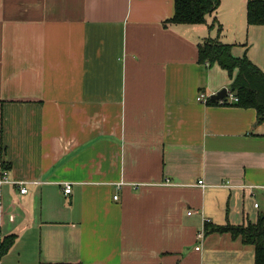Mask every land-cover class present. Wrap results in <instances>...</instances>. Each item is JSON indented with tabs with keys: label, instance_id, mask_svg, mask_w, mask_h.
Returning a JSON list of instances; mask_svg holds the SVG:
<instances>
[{
	"label": "crops",
	"instance_id": "0c3cea01",
	"mask_svg": "<svg viewBox=\"0 0 264 264\" xmlns=\"http://www.w3.org/2000/svg\"><path fill=\"white\" fill-rule=\"evenodd\" d=\"M246 1L177 24L173 0H0V175L41 182L0 186V264H254L238 237L196 238L264 208L263 188L220 186L264 185V122L197 100L230 83L198 62L206 39L264 72Z\"/></svg>",
	"mask_w": 264,
	"mask_h": 264
},
{
	"label": "trees",
	"instance_id": "16d2710c",
	"mask_svg": "<svg viewBox=\"0 0 264 264\" xmlns=\"http://www.w3.org/2000/svg\"><path fill=\"white\" fill-rule=\"evenodd\" d=\"M174 12L166 23L199 24L204 23L206 16L215 11L220 0H173ZM246 21L248 25H264V0L246 1ZM221 27L219 25V31ZM199 63L219 65L226 70L230 83L228 90L237 97L231 103L242 108H253L257 121L264 122V72L250 61L246 53L241 56L232 54V45L217 39H206L198 45ZM220 104L219 100L208 99V105ZM230 104V103H225ZM3 169L6 166L3 165ZM209 232L229 233L253 247L254 264H264V208L260 211L256 223L243 225H210L204 224V234ZM14 234L5 236L0 241V258L12 246Z\"/></svg>",
	"mask_w": 264,
	"mask_h": 264
},
{
	"label": "built area",
	"instance_id": "2783aa9c",
	"mask_svg": "<svg viewBox=\"0 0 264 264\" xmlns=\"http://www.w3.org/2000/svg\"><path fill=\"white\" fill-rule=\"evenodd\" d=\"M214 94V93H213ZM212 94H205L204 92H200L197 96V100L201 103L204 104H208V99H210V96ZM237 101V97H235L228 89L226 91V94L224 96V98L220 99L219 102L220 104H225V103H234ZM8 183V184H12V185H16L19 188V193L20 194H25L27 192V185L28 184H40L41 182L39 180H31V181H26V180H11L8 177V171L6 169H2L1 171V175H0V186H2L3 184ZM164 184L166 185H175L172 182H170L169 180H165ZM140 184H134V186H138ZM196 186H199L201 188L206 187V184L203 183L202 180H199L196 184ZM220 186H225V187H235V186H239V187H246V188H256V187H260L264 189V185H235L230 183L229 181H226L224 183H221ZM63 191L64 194H68L71 191V183L69 182H64L63 183ZM115 199L117 198V196L114 197ZM255 207H258V203H254ZM192 210H188L187 214H191ZM209 220L206 218L203 220L204 223H207ZM1 238V237H0ZM196 238L198 240V242L202 241V239L204 238V225L202 227V229L200 231L197 232ZM200 245L196 246L195 249L199 250Z\"/></svg>",
	"mask_w": 264,
	"mask_h": 264
},
{
	"label": "water",
	"instance_id": "95a60500",
	"mask_svg": "<svg viewBox=\"0 0 264 264\" xmlns=\"http://www.w3.org/2000/svg\"><path fill=\"white\" fill-rule=\"evenodd\" d=\"M227 88L223 87L220 90L216 91L214 94H212L210 96V99L212 100H220L222 98H224L225 94H226Z\"/></svg>",
	"mask_w": 264,
	"mask_h": 264
}]
</instances>
